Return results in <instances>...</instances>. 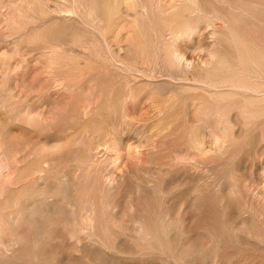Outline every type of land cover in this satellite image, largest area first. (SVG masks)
Here are the masks:
<instances>
[{
    "label": "bare ground",
    "instance_id": "1",
    "mask_svg": "<svg viewBox=\"0 0 264 264\" xmlns=\"http://www.w3.org/2000/svg\"><path fill=\"white\" fill-rule=\"evenodd\" d=\"M0 24V264L19 263L24 242L29 261L56 239L84 253L111 246L90 189L92 209L73 197L83 174L140 234L264 228L246 199L264 202V0H1ZM172 199L184 200L182 215L169 214ZM201 246L205 264H219Z\"/></svg>",
    "mask_w": 264,
    "mask_h": 264
},
{
    "label": "rangeland",
    "instance_id": "2",
    "mask_svg": "<svg viewBox=\"0 0 264 264\" xmlns=\"http://www.w3.org/2000/svg\"><path fill=\"white\" fill-rule=\"evenodd\" d=\"M1 1V0H0ZM8 1V0H7ZM4 2H6V0H4ZM0 26H2L1 24H0ZM3 27V26H2ZM2 27H0V30L1 29H3ZM2 32L4 31V29L3 30H1ZM0 31V32H1ZM1 34V33H0ZM57 91H59V93L57 94V95H61V96H65V95H67V94H63L62 93V89L61 90H58L57 89ZM60 91H61V93H60ZM63 92L65 93V92H67L66 90H64L63 89ZM63 94V95H62ZM69 94V93H68ZM60 97V96H59ZM66 156H67V154H66ZM67 160H68V158L66 159V163L64 162V166L66 165V167L69 165L70 166V164H71V162H67ZM69 160H70V158H69ZM68 160V161H69ZM73 162V161H72ZM68 164V165H67ZM103 164V165H102ZM102 164H98V165H95L94 167L96 168V170L97 171H99V172H97L98 174L100 173V174H102V173H105L106 171L105 170H108L107 169V167L109 168V165H108V163H102ZM97 166H101L100 168H97ZM99 169V170H98ZM105 169V170H104ZM104 170V171H103ZM239 173L237 172V176H236V174H235V176L234 177H240L239 175H238ZM82 176H84L85 178H83L82 179V181L83 182H81L80 184H79V182L81 181V178H82ZM82 176H80V178H78V187L76 188L77 190L75 191V193L73 194V189H72V187L71 188H69V187H67V186H64V188H66V190H64V195L65 194H69V192H71L72 194H73V197H75L76 199H78L77 201H79V200H81L82 199V192L83 193H85V189L86 188H88V190L86 191V194H87V192L89 191V189H90V192L92 193V195H90L91 193H89V195L87 194L86 196H87V199H89V197H90V199H91V203H92V205H90L92 208H97V211L98 212H96L94 209H93V211H95L94 213V215H96V218H97V221H96V223H95V226H96V228H97V230H98V232L101 234V233H103L104 234V237L106 238L105 240H107V244H111V246L110 245H108V247H106L105 249L104 248H102V247H100V246H92V247H90V248H87V252H88V249H90V252L92 253L93 251L94 252H96V253H89L88 252V254H86V253H84L86 250H85V248L82 250V251H77V249H76V245H74V243H70V242H68V244L67 243H65V242H67L68 240H66V239H63L65 242L63 243V240L61 241V239H59L60 241H58L57 239L56 240H54V241H49V242H45V243H41L40 245H38L37 247V253H38V256H36V258H32V259H30V261L29 260H26L25 258H24V254H27V253H30L29 251L31 250L30 248H31V246H29V244L27 245L26 243L27 242H24L23 244L25 245V246H23V245H21L22 243H20V245L18 246L17 245V247H19V251H20V249H22V252H25L26 251V253H22L23 254V258H24V261L21 259L20 261H17V262H19V263H16V264H48L49 262H52L53 264H54V260H55V258L57 257V258H59V256L58 255H60V259H61V263L60 264H86L85 262H88L89 264H202L201 263V261L202 262H204V257H202L203 255L200 253V248H202V246L201 245H203V243H204V245H206L207 244V247H208V245H209V247L211 246H213V247H216V248H211L210 247V250H207V247H205V251L204 252H207L208 254L209 253H211V254H215V251H216V253H217V255H215L217 258L219 257H221L220 258V260L218 261L219 262V264H223L224 262V264H238V262H240L239 264H264V251H263V249H264V228L262 229L261 227V229H259V228H252V231L253 232H251L252 234H234L233 232H231L232 230H222L223 231V236H222V231L221 232H218V234H215V233H213L214 235H212V233L211 232H215V229H213V230H210L209 228H207V227H200V228H196V226L195 225H193V227L192 226H190V227H186L187 229H189V230H186V232H184V233H186L185 235H186V237H185V235H183V236H181V237H183V238H181V240L179 239L180 238V233H179V227L177 228V227H175V228H173L172 229V231L173 232H171V233H173L172 235L170 234V236H168L167 235V233L166 232H164V231H161V230H159L160 231V233H163V238H162V236L159 238V240H161V241H159V240H157L158 241V243H159V245L160 246H158V247H160L161 248V246H162V248H165V250L163 251V252H165V254H162V256L161 255H159V256H161V257H158L157 255H156V253H154L153 252V250H154V248H153V244L156 246L158 243H156L155 242V240H156V238H158V237H155L154 236V233H155V235L156 236H159L158 235V230L157 229H155V230H157V231H153L152 233H153V235H149V236H147L146 235V233L148 234V229H151V228H149V227H147V228H144L143 230H139V231H142V233L140 234V232H138L137 230L138 229H136V228H133L132 226L131 227H129V228H127V225H126V223L124 222V220H123V222H121L120 220L122 219V214H119V212L118 211H115V209L113 208V207H111V208H113L112 210H108V211H106V208L108 209V207L106 206V208L105 207H103L102 205L105 203V201H107V202H110V199L108 198V196H106V195H108V193L106 194V192H103V190H105V189H107V188H102V189H100L99 188V190H98V184H96V182H94V181H91L90 180V182L89 181H87V179H89V175H87V177H86V174L84 175H82ZM87 178V179H86ZM236 178H234V179H236ZM129 179H127V181H126V183L127 182H130L131 181V178H130V180L128 181ZM87 181V182H86ZM238 181V184H237V186L239 187V190L241 191H239L240 193H242V191L244 190V188L242 187L243 185H240V183L242 184V180L240 181L239 179H237L236 180V182ZM84 182H86V183H84ZM83 183V184H82ZM98 183V182H97ZM92 184H93V186H92ZM96 184V185H95ZM70 186V185H69ZM82 186V187H81ZM97 186V187H96ZM91 187V188H90ZM96 187V188H95ZM211 187V186H210ZM243 188V190H242V188ZM69 189V190H68ZM71 189V190H70ZM83 189H84V191H83ZM213 189H215V187L213 188ZM212 189V190H213ZM101 190H102V192L103 193H101ZM122 193L121 194H123L124 193V190H126V185H125V187H123L122 188ZM211 190V189H210ZM68 191V192H67ZM77 191H78V193H77ZM105 191H107V190H105ZM70 193V195H65V197H66V199L68 198V197H72V194ZM81 193V194H80ZM106 195H105V194ZM76 194V196H74ZM243 194L245 195V192L243 191ZM242 194V196H243V198L244 197H246V195L244 196ZM80 196L81 197V199H79L80 197H78L77 198V196ZM96 195V196H95ZM104 196L105 198L107 197L108 199H105V198H102V197ZM249 196H251V195H248L247 196V201H248V203L250 202V200H251V202H250V206H253L252 208L253 209H255V211L254 210H252V211H254V212H252L256 217H258V216H261V214L262 215H264V202L263 201H261V200H256V199H254L255 197L254 196H251V198L249 197ZM254 197V198H253ZM92 198H93V200L95 201V204H94V201L92 200ZM242 198V197H241ZM248 198H249V200H248ZM83 199L85 200L86 198H85V195H83ZM82 199V200H83ZM86 199V202L85 203H83L82 201L81 202H79V205H80V203H81V205H80V211H83V207H84V205L85 204H87V201H88V203H89V200H87ZM121 195H120V198H118V200L117 201H121ZM253 199V200H252ZM173 200V201H172ZM172 200H170L169 201V203L172 201V204L171 205H169V203H168V205L172 208V210H171V208L170 207H168V213H169V211H170V213L169 214H171V215H173V216H176V214H177V216L178 215H182L183 214V212H184V210H185V205L183 206V204H185V203H183L184 202V200L183 199H177V201L175 200V199H172ZM183 200V201H182ZM93 201V202H92ZM176 201V202H175ZM180 201V202H179ZM209 202H207V203H205V205H204V207L206 206L207 208H209V207H211V206H209V205H211V203L210 204H208ZM258 203V204H257ZM106 204H108V203H106ZM106 204H104V205H106ZM88 204L86 205V209L88 210V209H92L91 207L89 208V207H87V206H89ZM93 205H94V207H93ZM180 205V206H179ZM103 207V209H105V211L102 209V208H99V207ZM209 206V207H208ZM213 206V205H212ZM205 207V209L207 210V208ZM258 207V208H257ZM85 208V207H84ZM95 208V209H96ZM111 208H109V209H111ZM102 210V212L100 213V211ZM170 209V210H169ZM181 209V210H180ZM262 209V210H261ZM85 210V209H84ZM114 210V212H112ZM183 210V211H182ZM182 211V212H181ZM107 213L106 214V216H108L107 218H109L110 216V218L109 219H107L105 216H103L105 213ZM110 212V214H108ZM111 212L113 213V214H111ZM172 212V213H171ZM178 212H181V213H178ZM99 214H100V216H99ZM103 214V215H102ZM251 214V213H250ZM102 215V216H101ZM112 215L114 216V217H112ZM125 216V215H124ZM123 216V217H124ZM116 217V218H115ZM120 218V219H119ZM125 218V217H124ZM123 218V219H124ZM102 220V221H101ZM104 223H106V224H104ZM120 224V227H121V231H124V232H127L128 234L130 233V236L132 237H130L129 235H127L126 236V234L127 233H123V237H124V235H125V237L126 238H123L122 237V234H118L117 232L119 231L120 232V229H119V225ZM126 225V228H127V230H129V232L126 230V229H124V227H125V225ZM100 225V226H99ZM195 226V227H194ZM104 227V228H103ZM197 227H199V226H197ZM100 228H102V229H100ZM107 228H108V230H110V231H108L107 230ZM186 228H184V230H180L181 232L182 231H185V229ZM191 228V229H190ZM105 229V230H104ZM132 229V230H131ZM135 229H136V232H135ZM193 229V230H192ZM204 229V230H203ZM209 229V230H208ZM130 230H131V232H134L133 234H131V232H130ZM154 230V229H153ZM175 230V231H174ZM177 230V231H176ZM191 230V231H190ZM198 230V231H197ZM201 230V233H203V234H201L199 231ZM263 230V231H262ZM64 230H61V232H62V234L63 235H65V231L63 232ZM101 231H103V232H101ZM108 231V232H107ZM152 231V229L149 231V234H152V233H150ZM187 231H188V233L189 232H191V234H192V236H191V234L189 233L188 235L189 236H187ZM207 231V232H206ZM218 231H220V230H218ZM109 232H111V233H109ZM112 232H114V233H112ZM115 232H116V234H115ZM178 234H177V233ZM210 232V234H207V233H209ZM122 233V232H121ZM136 233H138V237L140 238V241H139V239L138 238H134L133 236H134V234L135 235H137ZM195 233V234H194ZM206 233V234H205ZM226 233H228V234H226ZM232 234L231 235V237L229 236L230 234ZM258 233V234H257ZM103 234H102V236H103ZM149 238V237H152V241H150L149 242V240L150 239H146L144 236L145 235ZM197 234V235H196ZM198 234H201L200 235V237L203 239H200V237H199V235ZM219 234H220V236H222V238L219 236ZM225 234V235H224ZM256 234V235H255ZM60 235H61V233H60ZM113 235V236H112ZM133 235V236H132ZM143 237H142V236ZM161 235V234H160ZM167 235V236H166ZM174 235H178V236H174ZM196 235V236H195ZM243 237H242V236ZM244 235H245V237H244ZM249 235H250V238H249ZM251 235H252V237H251ZM62 236V235H61ZM106 236H109L108 238L106 237ZM129 236V237H128ZM153 236H154V238H153ZM166 236V237H165ZM203 236H205V237H207L206 239H205V237L203 238ZM208 236L210 237V238H208ZM214 236H216V237H214ZM218 236V237H217ZM233 236H235V238L233 237ZM239 238H238V237ZM255 236V237H254ZM258 236V237H257ZM82 237V238H81ZM81 237H80V239L82 240V242L85 240L86 241V239H87V236L86 235H83V234H81ZM122 237V238H121ZM129 239H128V238ZM136 237V236H135ZM169 238L170 239V237H171V241H169V242H171L172 244H171V246H170V244L169 243H167V245L164 243V240L166 239V238ZM177 237H178V240L180 241V242H182V240L184 241V243H183V245L184 246H186L185 248L184 247H182V243H176L177 241H176V239H177ZM185 237V238H184ZM222 239H220V238ZM257 237V238H256ZM114 238V239H113ZM122 240V239H126L125 241L124 240H122V244H124V245H121V243L119 242V244H117V242H118V240H120V239ZM166 239V241H168L169 239ZM175 238V239H174ZM198 238H199V240H198ZM231 238V239H230ZM236 238H238L237 240H236ZM247 240V239H249V240H251V241H249V240H247V241H245V239ZM128 239V240H127ZM136 239V240H135ZM154 239V240H153ZM235 239V240H234ZM261 239V240H260ZM172 240H174V241H172ZM194 240L197 242V241H199V242H201L200 244L197 242L196 244L198 245V246H195V244H193V242H194ZM206 240V241H205ZM242 241V242H239V241ZM253 240V241H252ZM263 240V241H262ZM85 241L83 242L84 243V245H85ZM176 241V242H175ZM239 243H238V242ZM243 241H245V243H243ZM259 241H261V242H263V244L261 243V242H259ZM126 242V243H125ZM155 242V243H154ZM161 243V244H160ZM195 243V242H194ZM242 243V244H241ZM251 243V244H250ZM260 243V244H259ZM114 244V245H113ZM164 244V245H163ZM181 244V245H180ZM191 244V245H190ZM192 244H193V246H192ZM218 244V245H217ZM243 244H245V245H243ZM253 244H255V245H253ZM27 245V246H26ZM81 245H83V244H81ZM120 245V246H119ZM128 245V246H127ZM132 247H131V246ZM259 245V246H258ZM21 246H23V248H20ZM113 247V249L112 250H110L109 248L110 247ZM122 246V247H121ZM149 246H151V248L153 249V250H150L151 252H153L154 254V257H155V255H156V257L154 258L153 257V255H151L152 253L150 252V251H147L146 249L148 248V250L149 249H151V248H149ZM183 248H181V247ZM188 246V247H187ZM200 246V248H198ZM17 247H16V249L15 250H17ZM27 247H30V248H27ZM75 247V248H74ZM95 247V248H94ZM129 247V248H128ZM157 247V248H158ZM167 247V248H166ZM171 247V248H170ZM193 247V248H192ZM195 247V248H194ZM221 247H223V248H221ZM108 248V249H107ZM114 248H116V251H115V249ZM120 248V249H119ZM156 248V247H155ZM155 249V250H158V249ZM170 248V249H169ZM190 248L191 249H193L194 251H195V249H199V251L198 250H196V251H198V252H194V254L192 253L193 252V250L191 251L190 250ZM253 248V249H252ZM255 248V249H254ZM257 248V249H256ZM260 250H259V249ZM25 251H24V250ZM74 249H75V251H74ZM135 249H137V251L134 250ZM140 249V250H139ZM146 251H145V250ZM167 249H169L170 251L168 252V250ZM181 249V250H180ZM187 250V252H186V250ZM202 249H204V248H202ZM209 249V248H208ZM213 249V250H212ZM27 250H29L28 252H27ZM85 250V251H84ZM105 251V253L107 252V256L108 257H105L104 258V256H106V254H99L98 252H100L101 253V251ZM114 250V251H113ZM125 252H129L128 253V255L126 256V254L127 253H124V251ZM132 250V251H131ZM142 250H144V251H142ZM154 250V251H155ZM166 250H167V252H166ZM180 250V251H179ZM19 251H17V252H19ZM121 251V252H120ZM134 251V252H133ZM139 251V252H138ZM178 251V253H176ZM185 251V252H184ZM191 251V252H190ZM211 251V252H210ZM214 251V252H213ZM223 251V252H222ZM40 252H42V253H40ZM109 252V253H108ZM111 252V253H110ZM115 252V254L116 255H118L119 254V256H121V257H116V255L114 254V257L112 256H109V254H111L112 255V253H114ZM121 254H120V253ZM141 252V253H140ZM144 252V253H143ZM146 252V253H145ZM158 252V251H157ZM162 252V249H160V253ZM184 252V253H183ZM213 252V253H212ZM40 253V254H39ZM46 253V257H45V254ZM77 253H79V254H77ZM81 253H82V256L80 257V255H81ZM136 253H137V255H136ZM159 253V252H158ZM187 253V254H186ZM197 253H199V254H197ZM206 253V254H207ZM225 253H226V257H225ZM21 254V252H20V254L19 255H22ZM58 254V255H57ZM96 254V255H95ZM99 256H98V255ZM129 254H131V256L132 257H130V255ZM146 255V257L144 256H142V255ZM169 254V255H168ZM171 254H173V255H171ZM189 254V255H188ZM232 254V255H231ZM28 255V254H27ZM42 255V256H41ZM89 255V256H88ZM101 255H103L102 257H101ZM134 255V256H133ZM141 255V256H140ZM148 255H150V256H148ZM164 255H166L165 257L166 258H168V259H164L163 257H164ZM201 255V256H200ZM233 255H235V257L233 256ZM248 255H250L249 257H248ZM41 256V257H40ZM62 256V257H61ZM86 256V257H85ZM130 257V259H129V257ZM151 256L153 257V258H151ZM168 256V257H167ZM214 256V255H213ZM232 256V257H231ZM237 256V257H236ZM244 256V257H243ZM39 257V258H38ZM123 257H125V258H123ZM127 257H128V259H127ZM149 257H150V259H149ZM201 258V259H199V258ZM215 257V258H216ZM240 257V258H239ZM67 258L69 259V261L67 260ZM73 258V259H72ZM122 260H121V259ZM132 258V259H131ZM163 258V259H162ZM217 258H216V261H217ZM218 258V259H219ZM226 258H227V260H226ZM237 258V259H236ZM244 258V259H243ZM249 258V259H248ZM95 259V260H94ZM114 259V260H113ZM120 259V260H119ZM127 259V260H126ZM162 259V260H161ZM235 259V260H234ZM248 259V260H247ZM141 260V261H140ZM244 260V261H243ZM29 261V262H28ZM117 261V262H116ZM237 261V262H236ZM33 262V263H32ZM41 262V263H40ZM74 262V263H73ZM80 262V263H79ZM137 262V263H136ZM222 262V263H221ZM242 262H244V263H242ZM247 262V263H246ZM87 263V264H88ZM51 264V263H50ZM204 264H205V262H204ZM207 264V263H206ZM214 264H217L216 262L214 263Z\"/></svg>",
    "mask_w": 264,
    "mask_h": 264
}]
</instances>
